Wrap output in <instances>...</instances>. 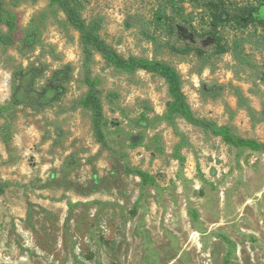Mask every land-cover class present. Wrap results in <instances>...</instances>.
<instances>
[{"label": "rangeland", "instance_id": "374dc122", "mask_svg": "<svg viewBox=\"0 0 264 264\" xmlns=\"http://www.w3.org/2000/svg\"><path fill=\"white\" fill-rule=\"evenodd\" d=\"M74 1L119 55L173 66L197 117L264 143L263 1L222 0L238 23L215 28L213 0ZM3 3L17 30L0 44V264H264V153L169 122L162 78L94 52L115 152L102 148L80 105L79 34L49 0ZM212 32L248 63L216 55Z\"/></svg>", "mask_w": 264, "mask_h": 264}, {"label": "trees", "instance_id": "16d2710c", "mask_svg": "<svg viewBox=\"0 0 264 264\" xmlns=\"http://www.w3.org/2000/svg\"><path fill=\"white\" fill-rule=\"evenodd\" d=\"M192 1L197 2L198 0ZM219 1L221 2L222 0H213L210 2V7H213L214 9L213 17L215 23L213 28H215L217 24H222V22H227L229 20L230 22L238 23V18L232 16V14L227 11H222V14L225 15L227 20H225L226 18L223 17L220 12L216 13L221 5H224L222 2L218 3ZM261 1H263L264 4V0ZM49 2L51 6L56 7L62 12L66 22L79 34V39L84 52L83 79L87 87L86 94L81 99L80 105L90 113L93 135L102 148L107 149L111 153L115 152L105 138L104 129L107 125V121L103 113V106L97 89V81L91 75L90 63L94 52L100 54L105 62L118 70L126 73H134L135 71L141 70L162 78L167 86V93L169 96L164 118L169 122H173L175 118L179 117L185 120L188 124L221 138L222 141L227 144L249 148L264 153V143L252 139H243L237 136L232 131L231 127L227 125H217L213 121L197 117L192 111L187 98L182 91L181 78L173 66L157 59H147L137 56H129L125 58L119 55L111 46L101 39L98 33L100 27L98 21L93 20L86 22L82 18L74 0H49ZM178 10L180 13L182 11L181 7H179ZM164 18H166L164 13L158 14L156 24L158 26H163V24L166 23V25L170 27L171 25L169 23L171 19L168 20L169 18L167 17L166 21H163L162 19ZM1 27H4L5 30L0 33V44L8 46L14 42L17 21L16 17L4 6L3 0H0V28ZM211 36L216 44L214 52L216 55L232 50V54L237 61L242 64L248 63L247 58L244 56V49L240 40L236 41L232 48H229L221 42V37L215 32H212ZM170 49L178 54H184L190 51V49L175 46H170ZM198 53L203 56V53L200 51H198ZM127 171L130 174H135L142 178L146 177V174L136 168L128 167ZM4 188L5 185L0 183V194L4 192Z\"/></svg>", "mask_w": 264, "mask_h": 264}]
</instances>
